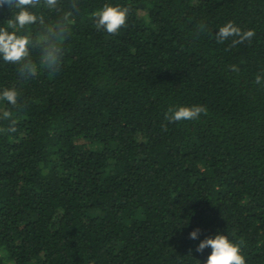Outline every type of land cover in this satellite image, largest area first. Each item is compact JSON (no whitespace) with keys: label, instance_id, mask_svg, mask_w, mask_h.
Segmentation results:
<instances>
[{"label":"trees","instance_id":"1","mask_svg":"<svg viewBox=\"0 0 264 264\" xmlns=\"http://www.w3.org/2000/svg\"><path fill=\"white\" fill-rule=\"evenodd\" d=\"M78 2L57 74L0 58L19 93L0 100V264H204L216 234L264 264V0ZM104 4L130 9L117 34L95 27ZM230 21L255 36L226 50ZM193 105L207 115L165 119Z\"/></svg>","mask_w":264,"mask_h":264},{"label":"clouds","instance_id":"2","mask_svg":"<svg viewBox=\"0 0 264 264\" xmlns=\"http://www.w3.org/2000/svg\"><path fill=\"white\" fill-rule=\"evenodd\" d=\"M7 7L11 18L6 20V26H0V58L5 63L17 66V74L21 80L35 77L38 71L43 70L50 75H55L62 68L64 42L71 34L76 14L80 12L78 0H0V9ZM37 9L55 13V19L49 20L44 14H37ZM128 7L104 4L102 9L93 13L95 27L103 29L108 34H117L126 26ZM38 26V33L34 36L30 31L31 26ZM255 36L254 30L242 31L234 22H227L216 33L217 43H223L233 38L230 48L245 41H251ZM39 53V63L33 61L32 53ZM230 71L238 72L236 65L230 66ZM256 84H264V75L257 74ZM19 93L15 87L5 88L0 92V100L10 105L18 106ZM201 114L207 115V108L202 105L170 107L165 119L169 122L196 120ZM0 120L11 121L10 125L0 128V132H15L16 121L12 113L3 111ZM165 130H166V126ZM200 229H195L189 234L190 239H197ZM211 247V253L204 264H246L245 257L241 254L238 244L230 241L223 234L207 237L202 240L196 251L203 252Z\"/></svg>","mask_w":264,"mask_h":264}]
</instances>
